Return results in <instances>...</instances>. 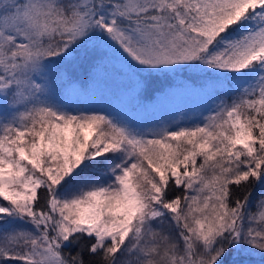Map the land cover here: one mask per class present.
I'll return each mask as SVG.
<instances>
[{"label": "snow or ice", "instance_id": "obj_1", "mask_svg": "<svg viewBox=\"0 0 264 264\" xmlns=\"http://www.w3.org/2000/svg\"><path fill=\"white\" fill-rule=\"evenodd\" d=\"M0 264H264V0H0Z\"/></svg>", "mask_w": 264, "mask_h": 264}, {"label": "trees", "instance_id": "obj_2", "mask_svg": "<svg viewBox=\"0 0 264 264\" xmlns=\"http://www.w3.org/2000/svg\"><path fill=\"white\" fill-rule=\"evenodd\" d=\"M74 75L79 79L85 78L84 71H78ZM109 78L113 80V91H110L109 95L95 94L91 87L87 90H81L77 95L73 97L74 101L81 107L86 105H99L106 106L111 104L112 106L120 105L124 102V91L130 87L126 82H123L121 78L113 74L112 69H108L107 72L101 71L97 80ZM108 80V79H106ZM108 80V81H110ZM79 88V85L77 86ZM94 88V87H93ZM147 105L150 109H154L153 115L159 118L175 119L179 117L182 120L184 117H192L199 114V112L208 104V101L203 97L194 96L191 93L184 91L177 86L175 82L171 80H157L154 81L149 92L141 101ZM191 105V107H188ZM182 113L176 117V111ZM170 112V114H168Z\"/></svg>", "mask_w": 264, "mask_h": 264}, {"label": "rangeland", "instance_id": "obj_3", "mask_svg": "<svg viewBox=\"0 0 264 264\" xmlns=\"http://www.w3.org/2000/svg\"><path fill=\"white\" fill-rule=\"evenodd\" d=\"M108 80H110L109 78H106ZM106 79H99L97 80V83H96V86L93 88L91 87V90L95 93V94H98V96L100 97V94H104V95H109L110 94V91H113V80H106ZM188 107H191V105H189ZM176 111V110H175ZM183 111L180 110L179 113H182ZM179 113L176 111V117L179 115ZM168 114H170V112H168ZM188 117H184L181 119L184 120V119H187ZM177 120H179V117L177 118Z\"/></svg>", "mask_w": 264, "mask_h": 264}]
</instances>
